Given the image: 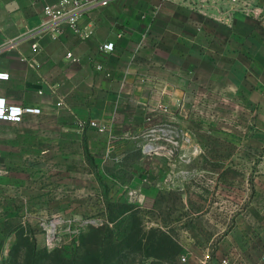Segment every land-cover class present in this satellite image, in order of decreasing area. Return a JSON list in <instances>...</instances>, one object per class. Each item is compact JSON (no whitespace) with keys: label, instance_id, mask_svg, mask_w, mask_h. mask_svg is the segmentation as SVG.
I'll return each instance as SVG.
<instances>
[{"label":"rangeland","instance_id":"374dc122","mask_svg":"<svg viewBox=\"0 0 264 264\" xmlns=\"http://www.w3.org/2000/svg\"><path fill=\"white\" fill-rule=\"evenodd\" d=\"M232 98L189 79L120 134L55 102L0 122V264H264V109Z\"/></svg>","mask_w":264,"mask_h":264},{"label":"crops","instance_id":"0c3cea01","mask_svg":"<svg viewBox=\"0 0 264 264\" xmlns=\"http://www.w3.org/2000/svg\"><path fill=\"white\" fill-rule=\"evenodd\" d=\"M58 1L0 0V98L24 107L23 121L55 102L82 124L140 131L182 104L189 79L264 109V22L243 11L264 0H113L80 13L95 26L86 40L67 21L51 37L43 9Z\"/></svg>","mask_w":264,"mask_h":264},{"label":"built area","instance_id":"2783aa9c","mask_svg":"<svg viewBox=\"0 0 264 264\" xmlns=\"http://www.w3.org/2000/svg\"><path fill=\"white\" fill-rule=\"evenodd\" d=\"M113 0H59L57 3L48 5L43 9V14L50 23L49 29L51 30V37L56 38L61 33L60 23L67 21L69 27L83 40L91 38L95 33L94 24L90 23L86 26H81L79 23V15L83 11L94 7H104L109 5ZM231 2H237V0H231ZM245 13L251 15L255 19L264 22V7H245L243 9ZM38 44H33L34 49L38 48ZM104 50H112L113 44H105L102 46ZM67 58L72 62H76L77 59L71 52L66 54ZM10 74L6 71L0 70V81H9ZM26 109L22 106L9 105L5 99L0 98V121L11 124H18L23 121V116L26 113ZM90 127L98 128L103 131L106 129V125L90 121ZM186 259L183 258V261ZM226 263V261H223Z\"/></svg>","mask_w":264,"mask_h":264},{"label":"trees","instance_id":"16d2710c","mask_svg":"<svg viewBox=\"0 0 264 264\" xmlns=\"http://www.w3.org/2000/svg\"><path fill=\"white\" fill-rule=\"evenodd\" d=\"M100 246V244L98 245V247ZM97 251L99 252V253H102L101 252V250H100V247L99 248H97ZM90 256V254L87 252V250L75 261L76 262V264H82V263H84V262H86L87 260H88V258H94L95 260H96V263H101L102 261H103V257H102V255H96L95 256V254H93L92 255V257H89ZM155 257H156V262L158 263V262H160V261H162V260H164L163 258H161V257H159V256H156L155 255ZM74 260V259H73Z\"/></svg>","mask_w":264,"mask_h":264}]
</instances>
